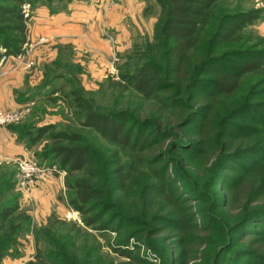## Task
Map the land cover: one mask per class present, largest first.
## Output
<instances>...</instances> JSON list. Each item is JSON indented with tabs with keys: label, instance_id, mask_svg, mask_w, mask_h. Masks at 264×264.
Wrapping results in <instances>:
<instances>
[{
	"label": "trees",
	"instance_id": "trees-1",
	"mask_svg": "<svg viewBox=\"0 0 264 264\" xmlns=\"http://www.w3.org/2000/svg\"><path fill=\"white\" fill-rule=\"evenodd\" d=\"M70 1L0 0V62L26 54L30 46L31 15L25 14L26 5L34 11L36 5ZM156 3L160 15L153 39L144 44L139 65L132 71L120 67L115 83V88L131 92L138 102L100 113L77 89L65 96L83 114L81 126L114 146L110 160H100L83 136L69 129L47 125L31 135L30 128L23 131L15 124L9 128L20 141L28 139V147L46 137L52 142L47 157L66 172V188L73 193L69 206L81 215L87 228L101 234L117 231L113 221H105L115 191L122 192L127 200L141 198L139 210L131 216L147 223L153 219L149 213L160 201L168 214V236L182 244L184 258L195 261L202 256L198 253L201 244L193 243V232L202 234L208 229L191 223V213L185 212L177 190L170 187V169L161 160L170 152L167 143L174 152L181 148L183 154L171 156V162L173 166H191L194 176L188 180L179 177L176 180L180 182L174 184H182L189 193L192 187L197 196L209 185L217 163L246 160L249 166L243 167L227 188H219L215 199L225 198L234 228L239 220H251V225L264 223V38L249 29L264 11L232 9L226 0ZM5 185L0 193L14 188L13 182ZM2 206L0 264L9 248L18 245L20 230L19 224L11 222L18 206ZM245 232L242 241L251 243L255 258L264 260V232L261 239H256L259 233L249 231V227ZM114 251L127 261L108 262L92 257L87 250L80 264L138 262L125 249ZM71 261L61 253L43 255L38 250L35 261L27 264H79Z\"/></svg>",
	"mask_w": 264,
	"mask_h": 264
},
{
	"label": "rangeland",
	"instance_id": "rangeland-1",
	"mask_svg": "<svg viewBox=\"0 0 264 264\" xmlns=\"http://www.w3.org/2000/svg\"><path fill=\"white\" fill-rule=\"evenodd\" d=\"M226 1L232 9H262L264 11V0ZM41 6L43 5H36L35 9ZM24 11L26 15L30 14L32 17L33 11L29 5L24 7ZM151 12L152 15L155 14L152 9ZM159 15L160 11L156 16L157 21ZM249 29L253 34L264 38V15ZM152 39L142 35L122 54L115 50L113 60L109 66H106L107 68L102 65H93L92 58L88 54L84 56L83 63H77L76 53L69 47H58L54 62L35 63L34 50L37 45L45 43L42 40L34 44L30 43L26 54L20 56L25 58L22 64L19 57L3 59L0 67L9 62L13 71L23 68L26 74L31 76V85L27 86L22 93L32 101L29 100L25 107L18 110L21 112V118L14 124L22 127L23 131L30 128L31 135L36 133L38 127L47 125H54L59 130L75 131L83 136L85 143L91 147L100 160H110L115 150L114 146L103 141L92 130L81 126L83 114L65 96L77 89L100 113L113 111L114 107L116 109L125 108L126 103L133 104L137 99H134L131 92H122L115 88V83L119 81L120 67H126L129 72L139 65L140 51L146 41ZM23 144L29 156L21 160H29L44 171L46 170L42 181L51 177L52 182L60 185L61 188L57 192L52 213L47 216V212L40 204L34 205L30 198L26 197L31 185L24 183L18 166L14 163L13 171L16 176L13 178L14 180L20 178L22 192L17 191V188L1 192L0 205L18 206L11 222L19 224L20 230L17 236L18 245L9 248L2 264H27L35 261L38 250L43 255L61 253L70 261L79 264L83 253L87 250H90L92 257L103 258L108 262L127 261L118 257L114 251L115 248L128 251L138 260L135 264H258L257 261L259 263L264 261L255 258L251 243L242 241L247 233L245 229L248 227L249 231L254 232L255 230L259 233L255 236L256 239L263 238L260 234L264 232V223L251 225V220H239V226L234 228L230 223L226 204L224 205L225 198L215 199L218 197L217 190L227 188L232 180L240 176L242 168L249 166L246 160L235 159L226 164L217 163L214 166L215 170L211 172L212 177H209V185L203 189L204 192L201 195L197 196L191 192L192 187L189 188V193V190H186L182 184H174L180 182L176 180L179 177L188 180L194 176V173L191 166L179 163L180 166L178 164L173 166L171 156H180L179 154H183V151L178 148L174 152L170 143L166 144L170 152H165L161 163L170 169L169 176L173 179L170 187L177 190L185 212L191 213V223H196L197 227L202 229H208L202 234L193 232V243L201 244L198 253L202 256L193 261L184 258L182 244L178 243L176 238L168 236L167 229H170L166 224L168 214L167 210H163L160 201H158L159 204L155 203V208L149 213L153 219L147 223L142 218L131 216L134 211L139 210L141 198L127 200L122 197V192L115 191L112 207L105 221H113V226L117 231L101 234L95 229L87 228L82 222L81 215L69 206L68 202L73 193L66 188V172L60 171L56 165H53L50 157H47L52 142L46 137L33 147H28V139L23 140ZM254 158L250 156L249 159ZM5 186V183L3 185L2 182L0 183V189ZM170 190L173 189L170 188ZM198 198H203V201H198Z\"/></svg>",
	"mask_w": 264,
	"mask_h": 264
},
{
	"label": "crops",
	"instance_id": "crops-1",
	"mask_svg": "<svg viewBox=\"0 0 264 264\" xmlns=\"http://www.w3.org/2000/svg\"><path fill=\"white\" fill-rule=\"evenodd\" d=\"M151 9L155 14L152 15ZM158 10L156 0H125L117 4H109L107 0H71L38 7L29 22V39L31 44L41 40L45 43L36 46L35 63L54 62L58 47H69L75 51L77 63H83L88 54L93 65L107 68L115 50L122 54L142 35L152 39ZM9 64L6 62L0 67V107L4 111H18L31 100L22 93L31 85V76L23 68L13 71ZM28 156L18 134L9 126L0 127L2 183L13 182L14 190L22 192L20 178H13L16 176L13 166ZM42 178L29 187L26 197L34 205L40 204L49 216L61 186L55 185L51 177L44 181Z\"/></svg>",
	"mask_w": 264,
	"mask_h": 264
},
{
	"label": "built area",
	"instance_id": "built-area-1",
	"mask_svg": "<svg viewBox=\"0 0 264 264\" xmlns=\"http://www.w3.org/2000/svg\"><path fill=\"white\" fill-rule=\"evenodd\" d=\"M125 0H107L109 4H117ZM19 60L22 62L25 61V58L19 57ZM21 118V112H7L1 109L0 107V127H7L11 124L16 123ZM18 169L23 178V181L27 185H33L36 180L45 175L46 170L38 167L36 164L32 163L29 160H20L17 162Z\"/></svg>",
	"mask_w": 264,
	"mask_h": 264
}]
</instances>
